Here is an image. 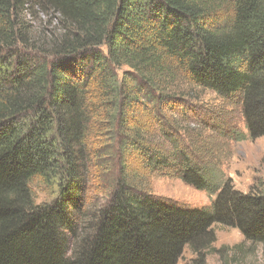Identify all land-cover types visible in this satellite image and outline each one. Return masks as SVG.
<instances>
[{
	"label": "trees",
	"instance_id": "obj_1",
	"mask_svg": "<svg viewBox=\"0 0 264 264\" xmlns=\"http://www.w3.org/2000/svg\"><path fill=\"white\" fill-rule=\"evenodd\" d=\"M201 90L264 136V0H0V264L202 263L214 225L264 264V187L214 173L204 132L245 138L188 114ZM153 177L214 199L178 206ZM36 178L58 179L54 203Z\"/></svg>",
	"mask_w": 264,
	"mask_h": 264
},
{
	"label": "rangeland",
	"instance_id": "obj_2",
	"mask_svg": "<svg viewBox=\"0 0 264 264\" xmlns=\"http://www.w3.org/2000/svg\"><path fill=\"white\" fill-rule=\"evenodd\" d=\"M33 18L43 19L41 14ZM31 17L26 16V21L30 22ZM33 26H38V20H34ZM105 53V47L101 48ZM128 71L127 67H120L116 70L119 77ZM192 118H202L203 121L214 122L233 131H239L244 136L242 141L224 140L217 135H209L210 142L220 146L214 150V158L210 165L215 167L216 176L231 181L235 190L241 193H248L253 184L264 187V136L255 140L249 138L248 132L243 125L242 116L237 108L227 104L225 100L217 97L212 92L201 90L196 91L194 98L191 99L190 109L187 110ZM226 132V131H225ZM213 143V144H214ZM211 169V167H209ZM29 188L36 205H50L58 197V179H52L45 183L42 179H33ZM151 191L155 196L169 199L176 205L185 208H208L214 197L199 192L186 186L180 180L168 179L164 177H153L151 180ZM99 194L91 192L87 203L97 206L101 201ZM216 241L211 249L204 252L205 257L202 263L188 247H185L181 259L177 264H261L262 250L254 247L252 252L248 244H243V237L236 229L214 225ZM241 246V247H239Z\"/></svg>",
	"mask_w": 264,
	"mask_h": 264
}]
</instances>
